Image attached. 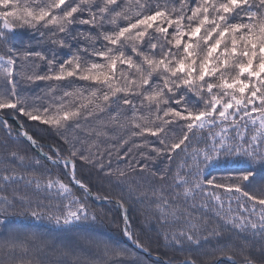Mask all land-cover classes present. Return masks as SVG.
Instances as JSON below:
<instances>
[{"label": "snow or ice", "instance_id": "6c2138e0", "mask_svg": "<svg viewBox=\"0 0 264 264\" xmlns=\"http://www.w3.org/2000/svg\"><path fill=\"white\" fill-rule=\"evenodd\" d=\"M79 26H88L89 31L73 35ZM18 28L39 32L41 39L47 36L53 45L52 58L31 46L15 47L12 34ZM81 39L87 44H81ZM73 42L80 47L72 50ZM97 43L102 46L96 47ZM0 46L4 49L0 110L19 112L54 129L68 145L62 162L66 168L71 165L68 174L85 193L84 199L74 195L69 184L48 171H18L28 164L15 150L0 154L5 165L0 168V216L4 217L0 219V264H102L86 255L101 246L105 257L127 255L128 250L110 249L94 234L96 216L86 203L90 189L76 178L77 158L101 171L107 168L105 175L127 185L129 196L154 205L166 245H198L201 232H207L205 240L221 237L218 227L194 222L181 211L182 201H195L198 196L210 198L225 228L264 241V0H179L178 5L175 0H0ZM57 48L71 51L62 63L56 59ZM96 57L103 62H95ZM29 59L46 61L47 73L27 74L24 62ZM17 75L27 82H48V96L21 95ZM71 77L90 83L62 90ZM57 91L62 94L56 95ZM106 113L108 118L101 119ZM89 121L95 123L85 127ZM0 126L13 135L7 120L0 119ZM82 127L96 141L111 134L123 147L139 139L135 148L149 151L141 150L140 159L132 155L133 148L118 153L119 160L129 163L113 169L111 152L105 165L102 156L98 159L91 150L96 141L85 149L77 145L86 141L65 135L69 128L75 132ZM177 127L182 134L177 135ZM205 130L206 135H198ZM20 134L37 144L26 131L21 129ZM148 137H155L160 147ZM56 152L59 156L60 150ZM179 152L185 155L172 175L169 166L159 174L150 172L170 183L143 187L133 182L137 171H150L148 161L167 157L170 165ZM222 160L233 165L236 174L210 178L207 170ZM11 185L17 187L9 192ZM30 191L54 192L59 202L45 204ZM118 203L124 207L122 200ZM9 215L46 218L56 226V234L43 239L44 233L21 231L9 224ZM181 216L187 217L183 227L163 228ZM125 221L124 235L149 252ZM46 250L53 260L28 256ZM240 251L243 264H264V259L256 261L244 254V248ZM227 258L233 259L231 254ZM178 264L207 262L188 256Z\"/></svg>", "mask_w": 264, "mask_h": 264}, {"label": "trees", "instance_id": "16d2710c", "mask_svg": "<svg viewBox=\"0 0 264 264\" xmlns=\"http://www.w3.org/2000/svg\"><path fill=\"white\" fill-rule=\"evenodd\" d=\"M175 2L178 5L179 0H175ZM79 31L87 32L89 31V27L79 26L77 29L73 30V35H76ZM12 42L18 49L23 50L25 46H31V50L43 51L49 58H52L53 45L47 40V36L41 39L39 32H33L26 28H18L12 34ZM80 43L86 45L87 41L81 39ZM101 46V43L96 44L98 48ZM78 47H80V44L73 42L72 50ZM3 52L4 49L0 46V53ZM70 54L71 51L69 48L56 49V59L59 63L67 59ZM129 54H131L130 50ZM94 59L97 63L103 62V59L100 57ZM24 64L27 74L35 72L36 74L43 75L47 73L48 65L46 61L39 62L35 59H29L25 61ZM126 67L127 66H125V68ZM19 70V67H17V71ZM16 79L18 91L21 95H27L29 98L48 96V88L51 86L48 82H27L18 75ZM87 83L90 82L80 81L77 77H71L63 82L62 90L81 88ZM61 94L62 91L56 92V95ZM109 115L110 113H106L101 119H107ZM0 119L7 120L13 132V135L10 136L8 131L4 129L3 126H0V154H5L13 150L17 151L20 155L27 158L26 163L28 164L27 168L18 169V171H25L27 173H31L33 170L37 173L48 171L53 176H59L65 183L69 184L74 195L84 199L85 193L83 189L76 185L68 174L71 171V165L66 168L62 162L63 157L67 155L68 145L64 143L60 135H58L54 129L40 121L28 120L27 117L19 112L13 113L11 110H0ZM94 123V121H89L85 127L90 128ZM21 129L31 135L33 139L37 141V144H31L26 136L21 135ZM176 131L177 135L182 134L179 131V127H177ZM65 135H67L69 139L75 135L79 140L86 141V143L82 145L79 143L77 145L85 149L88 148L90 143L96 141L95 135L89 137L83 130V127L75 132H73L72 128H69ZM198 135H206V130L205 133ZM148 139L155 144L156 147H160L155 137H148ZM195 139L194 137L193 144L195 143ZM5 143L7 144V149H5ZM140 143L141 140L133 139L132 143L122 147L119 143V139L110 134L109 137H101L96 141L97 146L93 147L91 150L97 154L98 159L102 156V162L105 165H107L109 161V152H111L110 158L112 168L123 169L128 165L129 160H119L118 153L123 155L129 148H133L132 155L136 159H140L141 150L149 151L147 148L136 149L135 145ZM57 149L60 150L59 156H57ZM45 153L52 156L58 163L42 157ZM152 155L155 154L153 153ZM184 155L183 152H179L174 156L170 165L167 157L148 161L150 171L145 173L137 171V175L132 178L133 182L143 187L159 186L161 183H170V181H159L157 178L152 177L150 172L159 174L166 166H169L172 170L169 175H172L177 166L181 163ZM37 160L40 162L38 167L36 166ZM133 163H135V161H133ZM4 166L3 163H0V168ZM106 171L107 168L101 171L96 164H84L79 158L76 160V178L81 180L90 189V193L87 194L86 203L90 211L96 216V220L92 224L94 234L103 243L108 244L110 249H126L128 253L124 257L115 255L105 257L103 246L100 248L93 247L91 251L86 254L88 259L99 258L102 264H135V262H139V264H169V262H171V264H178L179 261L191 256L198 262L206 261L207 264H211L213 260L218 262L217 264H243V254L240 251L242 248L245 249L244 254L250 255L256 261L264 259V254L261 252V249L264 248V241H261L259 237H252L249 233H240L230 227L225 228L221 218L216 215L213 202L209 197L198 196L195 201L189 199L187 203H183L182 201L183 206L181 211L190 214L194 222L203 224L204 221H207L209 228L218 227L222 232L221 237L219 239L209 238L205 240L204 236L207 235V232H201L200 244L198 245H166L163 240V229L158 220V213H155V206L149 205L147 200L138 199L135 195L129 196L127 185L119 183L115 177L106 176ZM206 174L210 178H223L229 175H235L236 173L233 171V165L222 160L220 163L210 167ZM0 187H3V185L0 184ZM13 187H17V185L9 186V192ZM19 188L20 191H24L23 182H20ZM30 195L42 200L45 204L59 202L57 199L53 198L55 196L54 192L49 194L47 191H30ZM97 196H99L100 199H97ZM104 197H108V199H104ZM121 200L124 204L123 208H121L119 205L120 203H118V201ZM203 203H207L208 207H203ZM193 204H195L194 207L192 206ZM233 207L235 208V204H233ZM16 211L19 212L20 209L17 208ZM125 218H127V225L129 230L133 233V236L138 235L141 241L150 249L149 252H144L142 249L137 248L132 240L124 235ZM186 218L185 216H181L176 223L164 225L163 228L183 227V222ZM0 219H4V217L0 216ZM7 221L11 226H19L21 231L24 232L44 233L45 236L43 239H49L56 234V226L46 218L36 220L30 215H9ZM40 242H42V240L37 243ZM221 250H223V255ZM229 254L232 255L233 259L227 258ZM28 256L32 259H39L42 262L54 259V256L48 250L45 252H29ZM81 259L83 260L84 257H81Z\"/></svg>", "mask_w": 264, "mask_h": 264}, {"label": "water", "instance_id": "95a60500", "mask_svg": "<svg viewBox=\"0 0 264 264\" xmlns=\"http://www.w3.org/2000/svg\"><path fill=\"white\" fill-rule=\"evenodd\" d=\"M120 205V204H119ZM218 262H216V264H217Z\"/></svg>", "mask_w": 264, "mask_h": 264}]
</instances>
